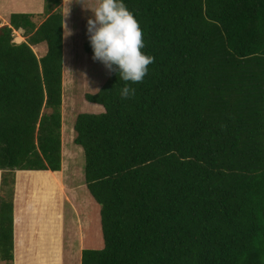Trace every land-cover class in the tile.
Listing matches in <instances>:
<instances>
[{"label": "trees", "instance_id": "1", "mask_svg": "<svg viewBox=\"0 0 264 264\" xmlns=\"http://www.w3.org/2000/svg\"><path fill=\"white\" fill-rule=\"evenodd\" d=\"M43 2L39 25L10 14L0 26L7 174L60 170L61 0ZM122 2L154 62L130 98L108 71L84 95L102 111L74 118L101 236L79 264H264V0ZM82 50L93 57L89 41ZM35 177L34 190L47 181ZM12 184L1 178V264L12 260Z\"/></svg>", "mask_w": 264, "mask_h": 264}, {"label": "rangeland", "instance_id": "2", "mask_svg": "<svg viewBox=\"0 0 264 264\" xmlns=\"http://www.w3.org/2000/svg\"><path fill=\"white\" fill-rule=\"evenodd\" d=\"M95 0H66L62 6V16L68 15L66 22L73 35L64 38L62 29L61 57V104H60V166H66L61 180V264H78L80 251L75 252L77 237L82 235V249H98L101 247V236L98 221V206L91 200L82 176L83 157L81 149L72 143L74 133L73 121L77 114H96L101 107L84 100L85 94L95 93L107 78L108 70L104 65L85 54L82 44L89 41L87 20L92 18L90 9ZM19 8H29L22 5ZM61 11V10H60ZM45 16L35 15L31 21L39 25ZM0 20V26L1 24ZM24 39L20 31L13 32V42ZM36 57L45 53V45L33 46ZM12 178V176L10 175ZM81 185V186H78ZM13 184L11 185L12 188ZM66 187V188H65ZM63 193V194H62ZM70 200V203L66 202ZM70 220H69V219ZM78 227V228H77ZM77 231V232H76Z\"/></svg>", "mask_w": 264, "mask_h": 264}, {"label": "crops", "instance_id": "3", "mask_svg": "<svg viewBox=\"0 0 264 264\" xmlns=\"http://www.w3.org/2000/svg\"><path fill=\"white\" fill-rule=\"evenodd\" d=\"M65 2L66 0H61L59 4L61 15ZM43 3V0H0L1 24H7L10 14L39 15L43 12ZM22 5L29 8L18 7ZM63 19L64 15L62 22ZM61 169L66 171L67 168L61 165L59 171L51 173L50 171H13L7 174V171L0 170V182L3 176L10 177L12 175L13 177L11 196L12 260L10 264H61L60 188L63 187L61 180L66 173ZM25 173L35 175L27 178L24 177ZM37 174L47 176V181L34 190L31 180L36 178ZM91 200L93 199L91 198ZM66 202L70 203V200L66 199ZM81 243L82 235L80 238L77 237V246L74 248L76 253L83 250ZM38 260L41 263H38Z\"/></svg>", "mask_w": 264, "mask_h": 264}, {"label": "clouds", "instance_id": "4", "mask_svg": "<svg viewBox=\"0 0 264 264\" xmlns=\"http://www.w3.org/2000/svg\"><path fill=\"white\" fill-rule=\"evenodd\" d=\"M87 20V35L93 51V60L101 62L112 72L116 71L125 82L120 91L122 98H130L135 88L130 85L142 82L154 57L146 55L142 30L134 15L122 0H95ZM64 16V38L73 35ZM115 86V85H114ZM113 86V87H114Z\"/></svg>", "mask_w": 264, "mask_h": 264}, {"label": "bare ground", "instance_id": "5", "mask_svg": "<svg viewBox=\"0 0 264 264\" xmlns=\"http://www.w3.org/2000/svg\"><path fill=\"white\" fill-rule=\"evenodd\" d=\"M51 173V172H50Z\"/></svg>", "mask_w": 264, "mask_h": 264}]
</instances>
